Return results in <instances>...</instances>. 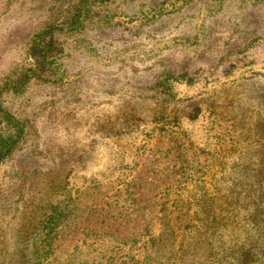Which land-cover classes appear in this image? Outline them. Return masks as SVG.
Wrapping results in <instances>:
<instances>
[{"label":"rangeland","instance_id":"374dc122","mask_svg":"<svg viewBox=\"0 0 264 264\" xmlns=\"http://www.w3.org/2000/svg\"><path fill=\"white\" fill-rule=\"evenodd\" d=\"M0 150V264L223 259L264 210V0H0ZM202 203L224 238L178 258Z\"/></svg>","mask_w":264,"mask_h":264},{"label":"trees","instance_id":"16d2710c","mask_svg":"<svg viewBox=\"0 0 264 264\" xmlns=\"http://www.w3.org/2000/svg\"><path fill=\"white\" fill-rule=\"evenodd\" d=\"M54 45L53 37L48 36V32H40L36 35L35 40L30 47L29 55L30 57L34 58L38 64H40V59L45 56L49 50L53 51L56 49ZM30 71L32 72V75L40 76L42 75L41 73H43L44 69L37 66L30 68ZM3 155L4 153H2L0 150V160L3 158ZM248 167L251 166L246 165L243 167V171L245 170V173H242V175H245V177H243V181H249L250 183L252 180L251 177H249L250 174L248 173ZM251 168L252 169L250 170L253 171L254 169V171H257V167ZM240 191L236 192L237 196L235 198L237 200L242 194ZM247 197H251L250 193L247 194ZM252 205V203H249L244 206H239L238 202H236V206H233V209L237 210L238 212L241 210V208L244 210L240 221V226L245 228L246 233H254L251 238L247 236L245 242L238 246L236 250H228L227 254L223 256V259L216 258L217 252L215 251L213 253H209L208 256L202 260V262H195L194 264H264V210L262 209V212L258 213V210L261 209L254 208L251 210ZM205 208H207L205 204H199L197 206V210H195V216L192 222L183 227V235L179 245L180 248H177L178 250L176 252L178 258L182 259L183 255L188 252L189 247H193V245L196 244L195 241L197 237L200 238L202 236H206L208 243L210 240L214 239L216 235L215 232L217 233L216 230H218V226L214 223L213 225L205 223L206 221L203 217V213L206 211L204 210ZM259 214L261 217L258 219ZM236 217L237 215H235V218ZM172 237H174L173 233ZM219 237L223 239L224 235L221 233L219 234ZM172 243H174L173 238ZM175 249L176 247H173V250Z\"/></svg>","mask_w":264,"mask_h":264}]
</instances>
